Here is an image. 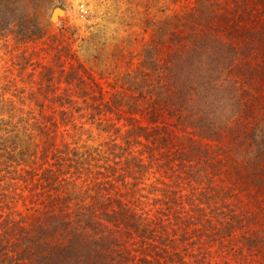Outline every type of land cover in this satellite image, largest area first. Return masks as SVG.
<instances>
[{
    "label": "trees",
    "instance_id": "16d2710c",
    "mask_svg": "<svg viewBox=\"0 0 264 264\" xmlns=\"http://www.w3.org/2000/svg\"><path fill=\"white\" fill-rule=\"evenodd\" d=\"M47 5L0 0L14 64L69 86L20 108L0 93V264H264V0L147 22L142 59L109 88Z\"/></svg>",
    "mask_w": 264,
    "mask_h": 264
},
{
    "label": "rangeland",
    "instance_id": "374dc122",
    "mask_svg": "<svg viewBox=\"0 0 264 264\" xmlns=\"http://www.w3.org/2000/svg\"><path fill=\"white\" fill-rule=\"evenodd\" d=\"M192 3L193 0H48L46 19L51 22L56 7L65 10V14L59 17L56 24L51 22L55 26L53 29L58 30L62 26H68L74 31L72 39L75 41L73 50L76 57L96 74L100 71L104 75L108 74L103 81L109 88V85L112 86L116 82L120 84L125 73L142 59L157 27L155 25L148 28L147 24L160 22L167 15L175 12H184ZM9 42L8 46L4 47V41L0 40V93L5 89L4 99L14 101L17 108L23 106L19 101L24 97L27 105H35V101L27 97L29 92L34 90L41 91L37 100L39 104H54L55 95L49 94L45 97V90L48 92L52 88L56 94H59L69 86H66L63 79L58 76L51 82L44 79L42 74L45 68L40 67L39 64L20 69V66L14 64V55L21 51L11 50L12 39ZM30 46L32 47L31 44L29 48ZM100 47L105 48L108 58L97 65L93 61V55ZM112 52L131 54L130 64L125 60L119 64L117 58L112 56ZM34 60L36 61L37 57ZM57 87L58 89H55ZM21 89H25V92H21ZM92 135H94L93 141L98 143L108 140L107 135L110 134H99L94 130ZM84 139L86 136L82 137V140ZM19 208L24 211L23 205Z\"/></svg>",
    "mask_w": 264,
    "mask_h": 264
},
{
    "label": "water",
    "instance_id": "95a60500",
    "mask_svg": "<svg viewBox=\"0 0 264 264\" xmlns=\"http://www.w3.org/2000/svg\"><path fill=\"white\" fill-rule=\"evenodd\" d=\"M59 12H65V10L61 7H56L52 13V16H51V22L53 24H56L59 20V17H61L62 15L59 14Z\"/></svg>",
    "mask_w": 264,
    "mask_h": 264
},
{
    "label": "bare ground",
    "instance_id": "6f19581e",
    "mask_svg": "<svg viewBox=\"0 0 264 264\" xmlns=\"http://www.w3.org/2000/svg\"><path fill=\"white\" fill-rule=\"evenodd\" d=\"M59 14H61V15H64V14H65V12H59Z\"/></svg>",
    "mask_w": 264,
    "mask_h": 264
}]
</instances>
